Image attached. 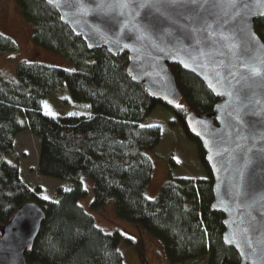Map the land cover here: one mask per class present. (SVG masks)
<instances>
[{
  "label": "trees",
  "instance_id": "16d2710c",
  "mask_svg": "<svg viewBox=\"0 0 264 264\" xmlns=\"http://www.w3.org/2000/svg\"><path fill=\"white\" fill-rule=\"evenodd\" d=\"M14 2L32 25L31 42L76 66L69 70L20 61L15 81L0 74V230L25 203H36L44 213L26 263L124 264L117 249L121 232H104L78 204L87 192L82 182L86 175L93 189L91 209H101L113 199L117 217L157 240L171 264L198 259L239 264L236 250L222 241L224 215L211 208L213 177L205 151L185 124L188 113H209L219 99L197 76L170 64L180 99L175 104L161 102L128 77L126 51L88 48L46 0ZM254 29L264 41V16L254 21ZM16 49V41L0 32V53ZM62 85L75 101L88 102V114L42 112L45 98ZM158 105L173 113L174 122L196 145L205 175L170 176L149 199L145 191L153 165L147 153L159 143L161 128L141 123ZM25 131L39 139L37 172L72 183L69 189H56L57 200L43 199L40 187H30L19 174L13 145L15 136ZM9 154L15 162L5 159ZM169 162L176 165L173 158Z\"/></svg>",
  "mask_w": 264,
  "mask_h": 264
},
{
  "label": "water",
  "instance_id": "95a60500",
  "mask_svg": "<svg viewBox=\"0 0 264 264\" xmlns=\"http://www.w3.org/2000/svg\"><path fill=\"white\" fill-rule=\"evenodd\" d=\"M46 2L88 48L126 51L128 77L151 97L179 101L170 69L177 64L219 99L209 113H188L185 124L205 151L213 177L211 208L224 215L223 243L236 250L239 264H264V41L254 29V21L264 16V0L225 4L229 23L220 27L222 18L212 15L207 0ZM237 22L244 23L243 33ZM43 218L33 202L14 212L0 230V264H27L25 254Z\"/></svg>",
  "mask_w": 264,
  "mask_h": 264
},
{
  "label": "rangeland",
  "instance_id": "374dc122",
  "mask_svg": "<svg viewBox=\"0 0 264 264\" xmlns=\"http://www.w3.org/2000/svg\"><path fill=\"white\" fill-rule=\"evenodd\" d=\"M32 25L20 15L14 0H0V32L13 38L17 49L0 53V74L7 81H15V68L20 61L41 62L57 67L75 70L74 63L65 57L48 52L31 42ZM42 112L52 116L67 114H88V102L75 101L66 85H62L50 93L44 100ZM142 125H158L161 128V139L153 150L147 153L152 161L153 171L145 195L152 199L158 193L160 186L170 176L202 177L205 171L197 156L196 145L187 139L181 128L174 122L173 113L158 105ZM14 151L19 164V174L30 187L38 185L40 196H48L50 200L59 198L56 189H69L72 183L57 178L42 176L37 172L39 139L30 132L17 134L14 138ZM173 158L176 165H171ZM5 159L15 162L12 154ZM86 195L78 200V204L93 216L95 225L104 232L118 230L122 238L117 245L124 264H171L163 254L161 244L136 226L119 219L115 213L114 200L98 210H92L90 203L93 197L91 179L84 175L82 178ZM180 264H205L203 259L187 261Z\"/></svg>",
  "mask_w": 264,
  "mask_h": 264
},
{
  "label": "snow or ice",
  "instance_id": "6c2138e0",
  "mask_svg": "<svg viewBox=\"0 0 264 264\" xmlns=\"http://www.w3.org/2000/svg\"><path fill=\"white\" fill-rule=\"evenodd\" d=\"M208 3H210L213 11H212V15L218 19H221V23L218 24L217 26L220 27V26H223V25H227L229 23V20L227 19V12H225L223 10L224 8V5L227 4V3H231L233 7H236V0H207ZM127 5H123V7H126ZM244 7L246 8L247 7V4L244 5ZM240 19L242 21H245L247 20V16L246 15H243L240 17ZM237 31L243 33L245 31V27H244V23H239L237 22V28H236ZM221 35L223 36V33H221ZM224 39H228V37L226 36H223ZM217 75H219V73H217ZM211 86V85H210ZM230 94V93H229ZM177 107H180V105H177ZM49 115H53L52 113H48ZM260 159L261 160H264V154H261L260 155ZM252 161L251 160H248V161H245V166L247 167L249 164H251ZM236 196H239L241 195L242 193L239 191V185H237V190L236 192L234 193ZM43 199L45 200H48L50 199L48 196H44Z\"/></svg>",
  "mask_w": 264,
  "mask_h": 264
}]
</instances>
